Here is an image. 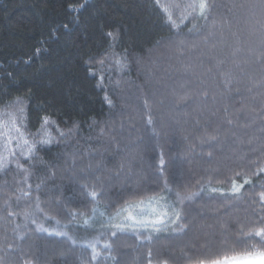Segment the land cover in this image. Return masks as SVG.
I'll list each match as a JSON object with an SVG mask.
<instances>
[{
    "label": "trees",
    "instance_id": "trees-1",
    "mask_svg": "<svg viewBox=\"0 0 264 264\" xmlns=\"http://www.w3.org/2000/svg\"><path fill=\"white\" fill-rule=\"evenodd\" d=\"M191 2L0 0V121L20 107L28 133L55 121L33 159L0 147V264H207L264 250L249 236L264 227V0H208L207 19ZM159 195L175 224L109 223Z\"/></svg>",
    "mask_w": 264,
    "mask_h": 264
},
{
    "label": "snow or ice",
    "instance_id": "snow-or-ice-1",
    "mask_svg": "<svg viewBox=\"0 0 264 264\" xmlns=\"http://www.w3.org/2000/svg\"><path fill=\"white\" fill-rule=\"evenodd\" d=\"M191 9L192 15H199L207 19V14L211 10V5L209 4L208 0H192V2L188 5ZM187 19V17H185ZM171 20V17H169ZM175 26V25H174ZM112 36V33L108 34ZM103 63V61H101ZM120 61L117 60V64ZM107 99V98H106ZM17 105L21 102L19 100L15 101ZM110 103V101H109ZM20 113L19 117L14 116L12 113H8L9 120L0 121V140L3 141V144L0 147L3 148L5 152L8 153V156H15L17 150L19 151L20 155L24 158L25 161L35 158L36 152L43 147L50 146L53 141L54 137L49 130L50 126L55 124L49 116H44L41 118L40 128L37 130L36 133H28L26 129V125L24 121L26 117H24V108L20 107L18 109ZM149 124L152 123L151 119L148 121ZM59 133V137L63 138L65 133L61 131L58 127L55 129ZM29 135L32 137L30 140L28 137ZM15 141V149L11 146ZM7 157L0 156V168H6L8 165L5 163ZM164 161L161 159V167H163ZM18 168L23 170L22 164L17 162L16 165ZM264 171V169H261ZM250 181L245 180V184L249 183ZM82 187L87 188V185H83ZM241 186H237L235 182L233 183L232 192L238 193L241 189ZM167 192L169 194L172 193L171 188H167ZM215 191V189H213ZM25 196L29 195V193L25 192ZM92 200H98L102 193H98L95 190H92L88 193ZM176 199L183 202V198H181L180 194L177 192L175 193ZM259 199L262 204H264V192L259 194ZM37 209H40V205H36ZM42 211V209H40ZM93 213L95 214L96 209L93 208ZM11 215V213H9ZM73 215H76L75 213ZM173 217H175L173 219ZM119 218L118 223L111 224L112 227L117 229V231H124L125 229H132L137 234H139L140 229H153L157 232L162 230V226L168 223L175 224L177 220L181 219V213L176 210L174 204L169 203V200L164 195L159 196H152L149 197L147 201L140 200L137 203L129 204L126 207L120 208L115 217H108L109 223L113 219ZM95 221V215L93 217L87 218L84 220V225L89 226L91 223ZM35 223V221H33ZM58 223V221H57ZM39 231H47V229L40 227L38 228ZM183 230V229H181ZM51 234V233H50ZM57 235H66L64 232H57ZM113 236L116 235V232L112 233ZM256 236L259 237L261 242H264V227L256 230L254 233H249V236ZM85 247L90 248L93 252V258L99 253L96 250V244L94 242H88ZM109 244H105L104 248H109ZM151 264V262H150ZM161 264H166V261H162ZM199 264H205V261L201 260ZM207 264H220L218 260H210ZM237 264H264V250L250 252L246 257H244L241 261L237 262Z\"/></svg>",
    "mask_w": 264,
    "mask_h": 264
},
{
    "label": "rangeland",
    "instance_id": "rangeland-1",
    "mask_svg": "<svg viewBox=\"0 0 264 264\" xmlns=\"http://www.w3.org/2000/svg\"><path fill=\"white\" fill-rule=\"evenodd\" d=\"M2 140H0V143ZM15 142V141H14ZM13 142V145L15 146V143ZM1 145V144H0ZM119 222V218H116V223ZM247 255H243V256H238V257H232L230 259H224L220 261V264H237V262L241 261L244 257H246Z\"/></svg>",
    "mask_w": 264,
    "mask_h": 264
}]
</instances>
